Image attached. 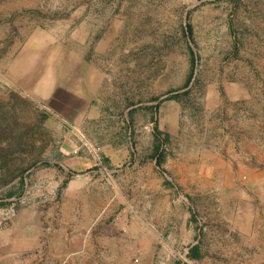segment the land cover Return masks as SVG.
I'll use <instances>...</instances> for the list:
<instances>
[{"label": "rangeland", "instance_id": "rangeland-1", "mask_svg": "<svg viewBox=\"0 0 264 264\" xmlns=\"http://www.w3.org/2000/svg\"><path fill=\"white\" fill-rule=\"evenodd\" d=\"M0 264H264V0H0Z\"/></svg>", "mask_w": 264, "mask_h": 264}, {"label": "crops", "instance_id": "crops-1", "mask_svg": "<svg viewBox=\"0 0 264 264\" xmlns=\"http://www.w3.org/2000/svg\"><path fill=\"white\" fill-rule=\"evenodd\" d=\"M110 213L104 212L101 208L97 210V252H100L105 258H114V254L120 251H126V233L117 231L114 223L109 222L107 218ZM63 247L69 253H86L90 249V242L88 240L89 234L87 230L80 232L78 235L68 239L64 235ZM62 262L67 263V256H63Z\"/></svg>", "mask_w": 264, "mask_h": 264}, {"label": "trees", "instance_id": "trees-1", "mask_svg": "<svg viewBox=\"0 0 264 264\" xmlns=\"http://www.w3.org/2000/svg\"><path fill=\"white\" fill-rule=\"evenodd\" d=\"M155 149H156L155 152H157V151H158V146H156ZM157 165H158V166H161V165H162V160L159 159V160L157 161ZM191 253H192V257H194V255L197 256V254H196V253H197V248H193V249L191 250Z\"/></svg>", "mask_w": 264, "mask_h": 264}, {"label": "built area", "instance_id": "built-area-1", "mask_svg": "<svg viewBox=\"0 0 264 264\" xmlns=\"http://www.w3.org/2000/svg\"><path fill=\"white\" fill-rule=\"evenodd\" d=\"M75 154H79V150H75ZM97 163H98L99 165H102L101 159H100V157L98 156V154H97ZM137 261H138V260H137Z\"/></svg>", "mask_w": 264, "mask_h": 264}]
</instances>
